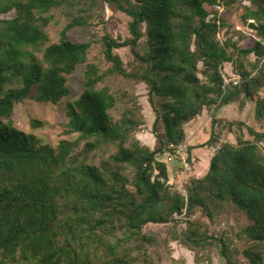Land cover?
<instances>
[{"label": "trees", "instance_id": "16d2710c", "mask_svg": "<svg viewBox=\"0 0 264 264\" xmlns=\"http://www.w3.org/2000/svg\"><path fill=\"white\" fill-rule=\"evenodd\" d=\"M237 1L0 0V264H153V248L159 264H179L175 240L195 263L209 260L218 241L225 264H264V129L237 122L250 137L225 143L208 173L187 183V198L157 158L176 156L186 124L208 107L255 100L264 120V0H241L243 21L260 27L243 44L220 39L222 24L211 18L209 7L222 2L230 9ZM99 4L131 18L130 37L102 36L106 68L88 60L92 40L69 37L87 24L82 12L90 15ZM60 7L74 15L60 40L46 45L51 12ZM13 10L14 17H1ZM124 46L134 56L127 64L116 51ZM227 63L241 83L224 92L218 67ZM80 64L84 90L66 103L64 126L78 136L52 145L20 127L17 104L27 98L58 104ZM138 83L149 88L154 148L138 135L145 124ZM216 128L211 143L223 127ZM199 209L203 218H193ZM230 216L246 223L219 237L210 231L217 218ZM170 223L165 238L147 231Z\"/></svg>", "mask_w": 264, "mask_h": 264}, {"label": "rangeland", "instance_id": "374dc122", "mask_svg": "<svg viewBox=\"0 0 264 264\" xmlns=\"http://www.w3.org/2000/svg\"><path fill=\"white\" fill-rule=\"evenodd\" d=\"M247 3V2H245ZM222 6V11H219L215 5L209 7L211 11V18L218 17L219 22L222 24L221 30L219 32V38L224 40L226 37H229L231 29L236 25L247 26V24L242 19V14L245 12L241 0H238L234 6L230 9L226 7L225 4L218 3ZM216 4V5H218ZM79 13V11H77ZM76 12V13H77ZM51 13L54 14V19L48 27L50 32L51 39L46 43L48 45L52 42H58L61 38V31L63 27L71 20L74 12L69 8L60 7L54 9ZM82 14L87 18V24L83 26H76L73 30L70 31L69 37L72 40H92L93 46L89 52L88 60L90 62H97L102 67L106 68L108 65L105 61L103 54V44L101 41L102 36L109 32L112 36L121 38L122 40L130 37L131 33L129 30V22L131 18L120 11L115 10L112 6L105 4H99L90 15L86 12ZM15 16V11H10L6 14H2L3 19H9ZM251 30V29H250ZM253 31V30H251ZM253 35L256 36L255 31ZM248 37V36H247ZM247 37L242 36L243 42L239 41V44L247 42ZM253 37V36H252ZM254 38V37H253ZM252 43V41H250ZM29 49L33 50L31 45ZM122 57L123 61L127 64L133 60L134 56L131 51V48L128 46L120 47L116 50ZM40 55V53H39ZM251 61L254 59V56H250ZM234 66V65H233ZM201 68V66H200ZM202 69V68H201ZM84 71L85 65L80 64L75 73L68 76V85L70 87V94L61 100L58 104L39 102L34 98H27L23 102L18 103L15 110V116L20 127H23L29 131L35 132L38 134L45 142H48L52 145H57L63 138H74L78 136V133L66 134V128L64 127L67 123L66 116V103L68 101H74L80 97L84 90ZM235 71V69H234ZM202 77L207 80L206 76L202 74ZM148 86L144 83H138L134 85V91L139 96V101L143 106V112L145 115V124L140 128L138 132L139 137L142 138V141L149 145L151 148H154L156 145V137L152 133V126L155 120L154 111L148 101ZM233 115H236L233 112ZM256 115V114H255ZM240 118V117H239ZM39 121L40 125L33 127L32 121ZM241 121L240 119H234L229 121H220L218 127L221 128L223 124V129L220 130L218 136H224L227 141H236L237 134H243L245 137H250L249 132H247L246 127H242V130L238 128L237 122ZM257 122V123H256ZM256 126L258 129H261L264 126V120L256 117L255 120ZM216 124V123H215ZM264 129V128H263ZM264 146V142L262 143ZM159 155V154H158ZM157 155V156H158ZM160 156V155H159ZM177 187V186H176ZM204 213L202 209H199L196 215L193 217L203 218ZM246 223V220H243ZM243 221L239 223L236 222L234 218H217L211 225V232L219 237L225 231H228L231 234L230 227L234 226L235 231L239 230L243 226ZM181 222V221H180ZM185 222H181V226H186ZM238 225H237V224ZM147 231L151 233L158 234L160 237L165 238L173 229L172 224H150L147 226ZM235 232L232 234L234 235ZM235 241L238 245L243 247L245 245V240L240 239L236 236ZM174 257L179 260V264H186L187 260H194V253L190 252L186 247L180 244L178 241H173L172 245ZM165 247L160 248L164 250ZM153 258L151 262L153 264H159L157 261V255L152 250ZM210 257L209 264H225V259L220 249V243L216 241L215 245L210 248ZM165 261V260H163ZM243 261H247L243 259ZM164 264V263H163ZM166 264V263H165ZM170 264V263H168ZM172 264V263H171Z\"/></svg>", "mask_w": 264, "mask_h": 264}, {"label": "crops", "instance_id": "0c3cea01", "mask_svg": "<svg viewBox=\"0 0 264 264\" xmlns=\"http://www.w3.org/2000/svg\"><path fill=\"white\" fill-rule=\"evenodd\" d=\"M241 26L244 30L238 32L240 36L239 41L242 40V36H253L254 38H257V36L253 35V31L247 29L248 26ZM233 67L234 66L232 63H227L224 66L225 70L228 73H230L231 75H235ZM261 95L264 96V88L261 90ZM233 112H235L236 115H233ZM256 117L257 103L255 100L236 99L218 107H208L197 118L188 122L185 127V131L187 134L185 143L187 145L188 157L194 167L193 177L201 178L208 173L210 161L213 156L211 148L214 145V143H211V138L214 136V133L217 130V124H219V122H217L216 124L214 123L215 119L220 121L240 119L249 126L258 129L256 127L258 126L256 125L257 122L255 123ZM222 126L223 124H221V127ZM263 128L264 126L258 130H263ZM159 155L157 156V158L167 163L169 180L174 181L175 170L181 164L179 157L170 155V153Z\"/></svg>", "mask_w": 264, "mask_h": 264}, {"label": "built area", "instance_id": "2783aa9c", "mask_svg": "<svg viewBox=\"0 0 264 264\" xmlns=\"http://www.w3.org/2000/svg\"><path fill=\"white\" fill-rule=\"evenodd\" d=\"M216 8L219 11H222L221 5H215ZM249 29V27L247 28ZM243 27L241 25H236L234 28L231 29L230 36L233 39V41H239L240 36L238 32L243 31ZM250 30V29H249ZM219 71L221 73V76L223 78V85L222 88L224 92L227 91L231 83L234 84H240L241 80L239 77L235 75H231L228 73L225 68H223L221 65L218 67ZM227 139L224 136H220L217 141L214 143V145L211 148L212 155H214L216 152L220 151L225 143H227ZM176 157H179L180 159V166L175 170V178L174 181H170L172 183H176L177 189L181 192V194H184V196L187 198L188 191H187V183L193 178L194 175V167L188 157L187 154V145L186 143H182L177 146V155ZM164 180V179H162ZM209 260L200 261L199 263H195L194 260H187L186 264H208Z\"/></svg>", "mask_w": 264, "mask_h": 264}, {"label": "water", "instance_id": "95a60500", "mask_svg": "<svg viewBox=\"0 0 264 264\" xmlns=\"http://www.w3.org/2000/svg\"><path fill=\"white\" fill-rule=\"evenodd\" d=\"M248 27H249V29H251L253 31H259L260 30L259 25L256 23V21L254 19H251L249 21Z\"/></svg>", "mask_w": 264, "mask_h": 264}]
</instances>
